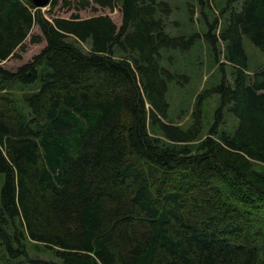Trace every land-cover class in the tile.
I'll use <instances>...</instances> for the list:
<instances>
[{
    "label": "trees",
    "instance_id": "1",
    "mask_svg": "<svg viewBox=\"0 0 264 264\" xmlns=\"http://www.w3.org/2000/svg\"><path fill=\"white\" fill-rule=\"evenodd\" d=\"M198 2L201 13L187 2L189 19L204 21L221 79L197 94L182 125L167 118L176 73L161 65V50H189L195 35L169 33L166 0H50L46 11L0 0V62L21 58L28 36L45 43L14 71L0 66L3 257L264 264V233L255 228L264 207V171L255 167L264 163V65L249 73L242 41L247 35L264 53V0H225L213 17L209 0ZM116 6L119 24L79 15ZM56 7L72 12L57 16ZM37 79L23 111L8 92ZM213 93L219 104L203 133L202 102ZM225 108L238 120L232 133L218 129Z\"/></svg>",
    "mask_w": 264,
    "mask_h": 264
},
{
    "label": "rangeland",
    "instance_id": "2",
    "mask_svg": "<svg viewBox=\"0 0 264 264\" xmlns=\"http://www.w3.org/2000/svg\"><path fill=\"white\" fill-rule=\"evenodd\" d=\"M165 1V0H164ZM168 4L172 6V12L166 16L165 22L171 35H195L193 44L189 50L182 51L180 49H163L161 50L160 63L164 67H167L171 71L176 73L173 80L168 82V90L165 97L169 103V110L167 117L174 123H181L186 125L189 123L188 114H191L190 110L194 104V100L198 93L215 86L221 79V71L219 66L213 59V55L210 48L205 43L202 35L206 31V25L204 21H200L197 15H194L192 21H190V15L188 13L187 2L191 0H166ZM195 10L201 13L199 9L198 0ZM211 9L208 14L213 17L217 14L222 6L225 4V0H209ZM208 6V4H205ZM48 6L44 7L43 10H48ZM72 10L66 8L56 7L54 14L61 17H69ZM96 14H108L117 24L120 23L121 14L119 8L116 6L110 10L108 8H98L96 11L91 9H84L79 12V15L83 18L96 15ZM37 26H34L31 33H39ZM29 36L26 38V48L24 51H18L21 53V58H8L0 62V66L7 70L14 71L21 64L28 62L32 56L39 52L44 46V41L40 43H31ZM243 47L247 54V69L250 73L257 70L259 67L264 65V53L256 47L247 35H243ZM85 44L83 48L85 49ZM226 78L230 83H233V73L230 65H226L224 68ZM180 75L187 76V80L181 78ZM14 86L10 90L8 88V95L15 99V102L19 108L23 111L28 112L23 97L26 93L33 91L39 87V80L31 84H22L19 81L13 83ZM219 104V95L213 93L207 96L202 102V123L203 133L206 131L209 125L212 124L214 118L213 113L217 105ZM238 123V120L232 115L226 108L224 110L223 122L219 126L220 130H226L232 133ZM181 125V126H182ZM255 167L259 170L264 171V163H256ZM1 184V181H0ZM259 212L256 214L255 228L256 230H262L264 233V207L259 208ZM29 245V244H28ZM29 254H34L29 250ZM0 264H15L12 260H7L2 256L0 246ZM17 264V263H16ZM33 264V263H27ZM258 264H262V260H259Z\"/></svg>",
    "mask_w": 264,
    "mask_h": 264
},
{
    "label": "water",
    "instance_id": "3",
    "mask_svg": "<svg viewBox=\"0 0 264 264\" xmlns=\"http://www.w3.org/2000/svg\"><path fill=\"white\" fill-rule=\"evenodd\" d=\"M31 1L35 6L40 8L46 6L50 2V0H31Z\"/></svg>",
    "mask_w": 264,
    "mask_h": 264
}]
</instances>
